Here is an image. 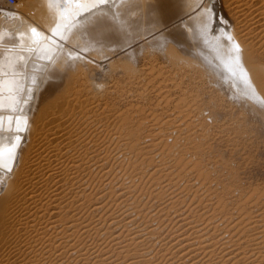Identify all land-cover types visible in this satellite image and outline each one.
Listing matches in <instances>:
<instances>
[{
	"label": "bare ground",
	"instance_id": "obj_1",
	"mask_svg": "<svg viewBox=\"0 0 264 264\" xmlns=\"http://www.w3.org/2000/svg\"><path fill=\"white\" fill-rule=\"evenodd\" d=\"M116 1L0 0V264H264V190L229 211L232 201L201 196L189 182L180 191L163 184L156 167L141 170L155 153L116 124L123 113L95 101L103 84L83 87L66 65L79 52L69 44L91 51L74 59L84 66L111 54L131 16L186 13L174 40L195 57L226 58L217 64L231 92L264 105V0H221L229 26L218 23V0ZM36 59L59 67L55 80L30 84ZM172 109L166 122L186 111ZM194 166L191 176H203Z\"/></svg>",
	"mask_w": 264,
	"mask_h": 264
},
{
	"label": "rangeland",
	"instance_id": "obj_2",
	"mask_svg": "<svg viewBox=\"0 0 264 264\" xmlns=\"http://www.w3.org/2000/svg\"><path fill=\"white\" fill-rule=\"evenodd\" d=\"M218 1V23L229 26L231 20L221 0ZM116 2L115 5L121 1ZM3 3L1 5L5 8ZM112 9L116 13L114 7ZM155 12L149 9V15L138 13V16L124 21L117 41L119 45L107 47L111 54L101 55L97 58L99 62L91 59L89 66L75 63L74 59L79 52L86 56L91 51L85 52L69 44L68 48L79 52L72 56L73 59L69 57L70 63L66 62V65H71L69 72L75 82L82 81L83 87L88 86L89 79L100 81L103 89L99 90L96 85L95 101L101 106L106 103L113 106L116 114L123 113L116 124L123 123L136 129L132 142H137V148L146 146L141 148L143 152L155 153L153 161H147L149 166L145 164L141 170L148 168L151 172L156 167V176L163 184L173 182L180 191L189 182L201 196L215 195L217 200L232 201L226 209L233 211L237 201L258 196L264 190V105L257 104L246 95L231 92L228 79L219 67L226 58L214 61L195 57L191 54L195 48L187 46V49L174 40L177 39L173 35L174 29L176 25L181 27L179 23L186 13L163 20L164 16ZM159 17L161 21L156 19ZM176 51L184 57L170 54ZM34 61L38 65L36 69L29 70L34 75L30 84L55 80L52 75L59 70L58 66L53 69L44 59ZM95 63L101 65L100 68ZM175 106L186 111L179 118L166 122L167 115L173 113L172 107ZM135 135L140 136V140L135 139ZM160 140L159 151H165L162 160V155L156 156L158 147L155 143ZM194 146L200 149H197V155L193 152L197 150L191 148ZM178 156L183 158V163H178ZM188 161L190 163L184 167ZM195 164L203 176L193 177L195 174L191 172ZM184 194L189 195L186 201L189 202L194 192L187 193L186 190ZM133 196L137 197L135 191Z\"/></svg>",
	"mask_w": 264,
	"mask_h": 264
},
{
	"label": "snow or ice",
	"instance_id": "obj_3",
	"mask_svg": "<svg viewBox=\"0 0 264 264\" xmlns=\"http://www.w3.org/2000/svg\"><path fill=\"white\" fill-rule=\"evenodd\" d=\"M99 3H100L101 5H106V4H107V0H99ZM33 32L35 33V29H33ZM235 50H236L237 54H239V52H240V47H239L238 44L235 45ZM238 59H239V55H237V60H238ZM241 71H242V72L244 71L243 68H241ZM3 155H4V150H3L2 147H0V157H3Z\"/></svg>",
	"mask_w": 264,
	"mask_h": 264
},
{
	"label": "built area",
	"instance_id": "obj_4",
	"mask_svg": "<svg viewBox=\"0 0 264 264\" xmlns=\"http://www.w3.org/2000/svg\"><path fill=\"white\" fill-rule=\"evenodd\" d=\"M20 0H5L8 6H14Z\"/></svg>",
	"mask_w": 264,
	"mask_h": 264
}]
</instances>
